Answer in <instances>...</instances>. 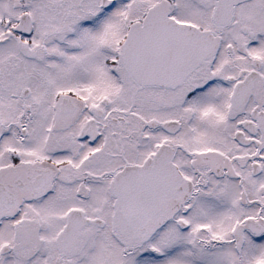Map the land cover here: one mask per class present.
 <instances>
[{
	"label": "snow or ice",
	"instance_id": "6c2138e0",
	"mask_svg": "<svg viewBox=\"0 0 264 264\" xmlns=\"http://www.w3.org/2000/svg\"><path fill=\"white\" fill-rule=\"evenodd\" d=\"M0 264H264V0H0Z\"/></svg>",
	"mask_w": 264,
	"mask_h": 264
}]
</instances>
